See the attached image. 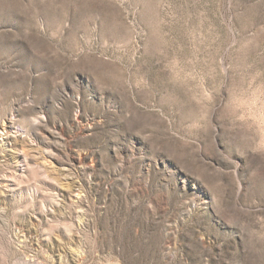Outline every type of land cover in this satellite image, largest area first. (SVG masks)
<instances>
[{"label": "rangeland", "instance_id": "rangeland-1", "mask_svg": "<svg viewBox=\"0 0 264 264\" xmlns=\"http://www.w3.org/2000/svg\"><path fill=\"white\" fill-rule=\"evenodd\" d=\"M0 264H264V0H0Z\"/></svg>", "mask_w": 264, "mask_h": 264}]
</instances>
